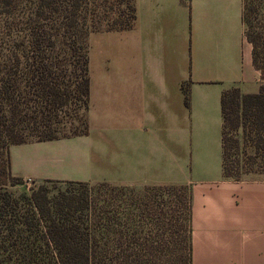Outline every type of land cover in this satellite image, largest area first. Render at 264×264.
Listing matches in <instances>:
<instances>
[{
  "label": "trees",
  "instance_id": "16d2710c",
  "mask_svg": "<svg viewBox=\"0 0 264 264\" xmlns=\"http://www.w3.org/2000/svg\"><path fill=\"white\" fill-rule=\"evenodd\" d=\"M135 19L134 0H0V264H191L187 187L78 181L52 200L11 172L12 145L87 135L89 35ZM241 19L264 76V0H243ZM220 105L223 177L264 173V83Z\"/></svg>",
  "mask_w": 264,
  "mask_h": 264
},
{
  "label": "crops",
  "instance_id": "0c3cea01",
  "mask_svg": "<svg viewBox=\"0 0 264 264\" xmlns=\"http://www.w3.org/2000/svg\"><path fill=\"white\" fill-rule=\"evenodd\" d=\"M134 6L131 29L89 35L87 135L12 145V174L44 179L38 166L55 143L79 140L90 168L83 182L188 188L191 264H264V178L222 175L221 94L264 83L243 0Z\"/></svg>",
  "mask_w": 264,
  "mask_h": 264
},
{
  "label": "rangeland",
  "instance_id": "374dc122",
  "mask_svg": "<svg viewBox=\"0 0 264 264\" xmlns=\"http://www.w3.org/2000/svg\"><path fill=\"white\" fill-rule=\"evenodd\" d=\"M83 148L84 145L79 140L56 142L54 147L49 150L51 152H48L45 161L38 166L39 172L45 178H31V183H25V179L28 177L22 178V183L15 188L29 194L32 190L43 185L52 200L63 193L80 191L82 188L78 181L90 173L87 159L79 153ZM257 177L264 178V173H249L243 178Z\"/></svg>",
  "mask_w": 264,
  "mask_h": 264
},
{
  "label": "built area",
  "instance_id": "2783aa9c",
  "mask_svg": "<svg viewBox=\"0 0 264 264\" xmlns=\"http://www.w3.org/2000/svg\"><path fill=\"white\" fill-rule=\"evenodd\" d=\"M31 182H32L31 178L28 177V178L25 179V183H31Z\"/></svg>",
  "mask_w": 264,
  "mask_h": 264
}]
</instances>
